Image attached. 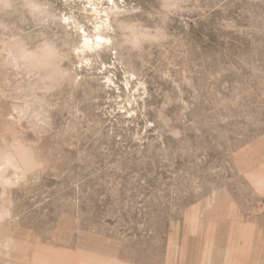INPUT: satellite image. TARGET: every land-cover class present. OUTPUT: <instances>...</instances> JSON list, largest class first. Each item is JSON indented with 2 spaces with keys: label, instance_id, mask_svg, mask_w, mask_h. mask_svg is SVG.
I'll use <instances>...</instances> for the list:
<instances>
[{
  "label": "rangeland",
  "instance_id": "rangeland-1",
  "mask_svg": "<svg viewBox=\"0 0 264 264\" xmlns=\"http://www.w3.org/2000/svg\"><path fill=\"white\" fill-rule=\"evenodd\" d=\"M0 264H264V0H0Z\"/></svg>",
  "mask_w": 264,
  "mask_h": 264
},
{
  "label": "bare ground",
  "instance_id": "bare-ground-1",
  "mask_svg": "<svg viewBox=\"0 0 264 264\" xmlns=\"http://www.w3.org/2000/svg\"><path fill=\"white\" fill-rule=\"evenodd\" d=\"M82 30H83L84 33H86V31L84 29H82ZM99 40L100 41H104V42H108L110 39L105 38L103 35H100L99 36ZM84 41H85V48H87V49H95V48H98V47L101 46L100 44H96V46L94 45L95 46L94 47L93 44H92L91 38H89V36L86 35V34H85V40ZM101 44H102V42H101Z\"/></svg>",
  "mask_w": 264,
  "mask_h": 264
}]
</instances>
